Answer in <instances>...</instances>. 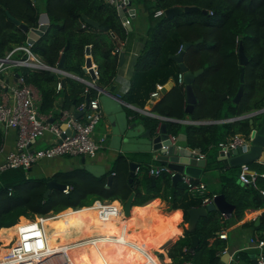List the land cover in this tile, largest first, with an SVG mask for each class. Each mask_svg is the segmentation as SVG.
<instances>
[{"label":"trees","instance_id":"trees-1","mask_svg":"<svg viewBox=\"0 0 264 264\" xmlns=\"http://www.w3.org/2000/svg\"><path fill=\"white\" fill-rule=\"evenodd\" d=\"M136 1L144 4L150 19L144 47L134 62L136 71H146L156 67L165 47L169 48L167 60L177 63L171 55L181 49L180 37L192 42L184 51V64L192 71L202 68V72L195 76L193 81L197 100L190 113L185 111L184 83L177 81L155 102L153 111L178 119L189 114L195 120H216L264 107V0H155L154 5H148L147 0ZM175 5L181 7L193 5L198 9L181 11L172 17H167L164 13L154 16L155 9H165ZM44 10L49 18L48 26L30 46L39 59L55 67L63 55L62 70L84 76L85 47L90 45L92 59L97 65L98 85L111 84L119 60V52L115 51V48L118 43L124 42L129 33L115 6L104 0H44ZM6 11L20 22H24L28 28L36 27L39 23L40 8L33 0H0V57L5 56L17 45L26 44L27 38V29L24 30L14 22ZM82 14L96 20L100 26H108V29L93 27L82 18ZM199 37L202 39L194 43ZM240 42L248 56V61L244 65L242 95L238 101H233L232 97L240 84L241 65L238 58ZM21 56L25 57L26 53L20 49L11 54L13 58ZM10 68L19 72L25 82L33 84L38 89L40 93L38 110L41 112L49 111L59 95H61L62 108H69L73 100L78 106L85 101L86 95L94 97L98 94L95 87L49 68L27 66ZM0 76L4 75L0 74ZM62 76H64L63 83ZM58 82L61 84L60 88H57ZM3 87L0 83V92ZM220 92H226L227 97L221 98L218 95ZM145 120L153 121L151 127L156 128L157 118L146 116ZM166 126L172 134L184 131L188 145L198 146L205 153L210 143H218L227 133L234 134L239 131L247 135L250 131L245 118L224 121L220 124H182L168 119ZM216 129H219L218 135L214 134ZM3 139L4 130L0 127V143ZM208 158L206 168H211L217 160L211 155ZM121 163L125 164L126 161L122 155H119L112 169L114 175L110 183H107L106 174L95 175L83 167L59 170L47 177L32 176L28 173V168L22 166L1 170L0 227L9 226L6 229L0 228V240L3 241V245L8 243L13 234H16L17 225L14 223L21 215L57 213L42 218L45 227L71 211L75 221L81 212L87 217L86 208L82 210L78 207L89 206L96 199L105 198L120 199L124 202L131 191H134L132 204H142L159 196L168 202V208L182 207L184 221L188 219L189 207L202 205L201 196L192 195L182 180L175 184L174 200L170 201L171 177L167 172L156 175L152 182L147 171L148 167L141 165L140 170L135 172L133 179L129 181L128 176L121 171ZM50 178L70 184L72 189L69 193H65L53 188L47 196H44L47 180ZM220 181L221 191L226 200L234 204L232 218L235 220L240 219L248 208L264 207L260 191L251 185H241L237 181V175L221 174ZM70 207L77 209H69L59 214ZM221 216L219 210L211 209L198 219L192 229L184 228L183 234L167 249V255L171 259L169 264H186L187 261L193 264H216L225 247V242L216 237L223 225ZM37 217L39 219V216ZM174 217L176 222L179 219L177 211L174 212ZM256 228L260 230L259 237L264 239V211ZM57 229L58 227L50 232L49 238L58 235ZM192 234L198 236L195 248L190 247ZM62 237L59 244L51 247L59 253L47 260L58 263L66 260L61 252L63 249L67 250L68 257H72L82 240L77 238L70 240L73 238L67 235ZM108 237V234L105 235L101 242V252L103 242ZM94 241H86L87 246L90 248ZM119 247L120 253L130 258L125 263L135 264V259L129 254L126 255V247L124 245ZM4 248H0V255L6 250ZM123 263L122 260L118 261V264Z\"/></svg>","mask_w":264,"mask_h":264},{"label":"crops","instance_id":"crops-1","mask_svg":"<svg viewBox=\"0 0 264 264\" xmlns=\"http://www.w3.org/2000/svg\"><path fill=\"white\" fill-rule=\"evenodd\" d=\"M33 1L37 5L39 4L38 6L40 8V13L46 12L44 10V0ZM154 3L155 0H147L148 5H154ZM130 6L134 9L135 14L131 19L130 24L126 25L129 33L124 42L121 41V43H118V46H120V50L124 48L123 62L122 64H119L118 60V67L116 69L114 80L111 84H99L106 90L113 85L114 91L113 93H108L106 91L103 92L98 90L97 94L99 104L102 109V116L95 125L94 135L96 137L101 134L106 135L104 146L99 149L96 156L93 158L82 155H60L51 158L40 159L28 169V173L30 175L47 177L51 176L53 173L59 170H69L74 167H83L89 169L95 175L106 174L107 183H110L114 175V173L112 174V169L119 155H122L126 161L125 164L121 163L120 165L122 167L121 171L125 175H127L128 178L130 172V161L136 162L137 165H140V168L141 165L149 167L151 165L154 166L164 164L162 163V160L154 158L152 156L153 153L151 152H141L133 146L122 145L119 142L117 132L121 128L128 129L132 127V122H135L134 126L138 128L139 131H141L142 128H151L155 131L159 123L168 119L178 121L182 124H220L224 121L245 118L250 131L252 128L251 125L255 128H259L262 125L261 120L264 114L263 108L252 109L241 115H236L228 118H220L216 120H195L192 119L189 114H186L182 119H178L164 116L153 111L152 107L155 102L173 84L176 83L177 73L182 71L180 70L177 63L169 62L167 60L166 55L168 56V47H165L164 51L161 53L156 67L150 68L146 71H136V69L134 68V62L136 57L144 47L150 19L148 11L146 10L142 2L131 0ZM120 19L122 21L121 16ZM95 28L103 29L100 26ZM87 46H89L90 49L91 46ZM85 56L87 55L85 54ZM95 68H97V65L93 61L91 55L90 64L86 65L85 62L83 64L84 76H79L70 72L69 74L63 73V75L72 76L83 82H93L98 84L96 80L97 76L95 73ZM157 69H159L160 71H156ZM6 75L7 85H15L17 82L15 71L8 67L6 69ZM61 79H64V76H62ZM154 91L158 92V94L155 96L151 94ZM60 103L61 95H59L55 100L54 106L49 111H47L52 114V118L54 120H59L60 118V112L63 109ZM74 104L75 110L79 111L78 106L75 102ZM146 116H151L158 119L155 129L151 127L153 121L147 122L145 120ZM3 130L4 149L11 150L14 148L16 131L11 127H6ZM218 131L219 129H216L214 131V134L218 135ZM235 133L241 132L237 131ZM231 135V133H227L226 136L222 138V140L228 139ZM52 137L53 135L50 132H46L42 136L37 137L32 142V147L45 146L50 142ZM206 154L207 157L205 165L202 167L200 175L196 179L205 183L210 194L213 193L215 195L217 193H222L220 175L228 174L236 176L239 171V165H231L227 158H221L217 143H210L208 145ZM209 155L215 156V159L217 161H214V164L211 168H206V164H208L209 161ZM3 157L4 153L0 155V160H2ZM85 163L86 165H84ZM247 163L259 173H264V150L262 151L258 159L252 160ZM87 166H89V168ZM109 174L112 175L110 181L108 180ZM149 175L151 178L152 174ZM257 184L259 187L264 188L263 175H260L258 177ZM96 200L109 202L112 205H119V203H122L120 199L105 198ZM78 208H82V210L86 208L85 213L87 214V217L84 216V214L80 211L81 214L78 215L75 221H73L72 212L68 211L51 223L53 224L58 219L69 216V218L61 221L57 226L53 227L50 230L51 232L54 228L58 227V235H54L53 237L49 238L51 241H55V244L53 246H56L62 241V235H67L70 238H73L70 240H76V238L77 240L82 239L81 243L78 244L77 248L75 249L76 252L80 246L88 245L86 241H94L96 236L102 232V226L105 223L111 222V219L115 218L116 224L124 223L126 220H128V222L130 223L128 225L130 226L128 228V233L123 230L111 231L110 233H108L109 237L108 239L104 240V246H102L103 251L101 253L103 254V257L96 264H118L119 260L124 261L123 264H126L125 262H128L130 258L129 256H124L120 253L121 249L119 245H124L126 247V255L129 254L133 259H135V264H145L142 261V258L145 256H148L151 261L147 264H169L171 259L167 255V249L170 247L173 241H175L179 236L183 234L184 228H187V221H184L185 219L183 208L180 206L175 208H168V202L164 198H161L159 196L153 197L142 204H131L130 212L127 216L124 215L123 210L116 215H109L107 217L102 216L96 204L81 206ZM69 209L77 208L70 207L59 212V214ZM178 210L180 211L181 215L175 222L174 212ZM263 211L264 207L259 209L248 208L244 211V215L240 219L236 220L232 218V214L230 216H226L223 212H221L222 216L220 220L223 225L217 232L216 237L222 239L225 242V247L224 250L220 253L219 260L223 258L227 261L229 255L233 254L239 259L242 264L254 263V260L256 259V256L258 255L260 250H264V245L261 248L259 246H254V244L250 243L249 239L252 235L259 236L260 230L256 228V226L260 223ZM129 216H131V219L127 218ZM24 218L25 216L21 215L19 219L23 220ZM132 220L134 221V223H131ZM10 227L12 226L10 225ZM0 228L6 229L9 228V226H2ZM221 232L224 233L223 236L220 235ZM105 235L107 236V234ZM210 240H213V238H210ZM2 242L3 241L0 240V245H2ZM156 251H159L161 256H158ZM108 254H111L112 256L106 257V255ZM85 264L93 263L90 260H87Z\"/></svg>","mask_w":264,"mask_h":264},{"label":"built area","instance_id":"built-area-1","mask_svg":"<svg viewBox=\"0 0 264 264\" xmlns=\"http://www.w3.org/2000/svg\"><path fill=\"white\" fill-rule=\"evenodd\" d=\"M115 6L116 9L121 8L124 11L125 18L122 19L123 25H129L134 17V9L128 3V0H104ZM164 13V9H155L154 15L159 16ZM32 43L17 45L9 50L5 56L0 57V83L4 86L0 92V127L14 128L16 138L14 148L11 150L4 149V139L0 143V155L4 153V157L0 160V171L12 167L30 168L35 162L43 158H51L60 155H82L93 158L96 156L100 148L104 146L106 139L105 134L99 136L94 135L96 123L102 116V109L97 96L89 97L88 101H83L78 105V110L82 114L76 116L69 108H63L60 112L59 120H54L49 112H41L38 110V101L40 93L38 89L31 83L25 82L22 76L17 77L15 85L9 86L6 82V69L11 66H27L30 68H45L47 64L42 62L39 57L30 49ZM20 49L26 53L25 57H11L13 51ZM180 50V49H179ZM115 51H120V46H116ZM49 66V65H48ZM64 71V70H63ZM69 74V72L64 71ZM96 76L98 75L95 68ZM177 81L183 83V74L178 72ZM87 85H93V82H85ZM61 84L58 82L57 88ZM96 88V87H95ZM98 90V88H96ZM153 96L158 92L151 93ZM50 132L53 137L50 142L42 147H32V142L37 138ZM176 134H170L173 141ZM249 134L234 133L228 139L221 140L217 143L219 152L225 154L228 150L238 145L246 144ZM196 158L206 157V153L198 146H187ZM140 170V165H136L134 172ZM149 174L158 175L167 172L170 176L175 174V170L167 166L165 163L160 165L149 166L147 168ZM114 172H112L113 174ZM238 181L243 185H251L257 188L260 193L264 194V188L259 187L257 179L264 173H259L253 169L247 162L239 165L237 174ZM181 180L185 183L188 190L194 196H201L202 205L209 203L214 194H210L204 182L194 179V177L181 173ZM72 189L70 184H65L63 192L69 193ZM92 204H96L102 216L116 215L122 212L123 205H112L109 202L95 200ZM54 213L49 212L45 215L35 213L33 216H25L24 220L18 218L16 234L7 244L1 247L6 249L0 257V264H39L43 258L58 254L54 248L48 246V233L43 226L42 218L53 216ZM39 216V219L38 217ZM20 217V216H19ZM13 224V225H14ZM221 236L224 233H220ZM250 243L260 248L264 245V239L257 235H252L249 239ZM62 254L68 259L66 249ZM186 264H193L187 261ZM226 264H242L237 257L230 254ZM252 264H264V250H260L256 256V260Z\"/></svg>","mask_w":264,"mask_h":264},{"label":"water","instance_id":"water-1","mask_svg":"<svg viewBox=\"0 0 264 264\" xmlns=\"http://www.w3.org/2000/svg\"><path fill=\"white\" fill-rule=\"evenodd\" d=\"M128 3L131 4V0H128ZM198 9L197 6L193 5H185V6H170L164 9V14L167 17H172L175 14L181 12V11H191ZM118 14L122 17V19L125 18L124 11L121 8L117 9ZM202 11H206L205 9H202ZM8 16L16 23H18L24 30L27 29V38L26 41L28 43H33L43 32L46 30L49 18L46 12H41L39 14V24L36 27H30L24 23L20 22L17 18L12 16L8 11H6ZM82 18L89 23L90 25L94 27H99V23L86 16L85 14H82ZM103 29H107L108 26H100ZM182 41V47L181 49L175 53L172 54L171 57L178 63V66L183 74V83H184V90H185V111L191 112L193 110L194 103L197 100V97L195 95L194 89H193V81L195 79V76H197L199 73L202 72V68H198L196 70H189L188 67L183 62V54L184 51L188 48V46L192 43L190 41H186L183 37H180ZM202 37H199L194 41V43L201 40ZM85 64H90V49L89 46L86 45L85 47ZM64 56L62 55L60 58V61L57 66L52 67L46 65L45 68H49L61 73H64L62 70V62H63ZM238 58L239 63L241 65L240 70V84L238 86V89L234 96L232 97L233 101H238L242 95L243 92V81H244V65L248 61V56L245 54L241 42L238 46ZM124 59V48H122L119 52V64H122ZM15 76H19V72H15ZM61 82H64V79H61ZM93 85L98 88L100 91H106L113 93L114 86H110L107 90L96 83H93ZM218 95L221 98L226 97V92H220ZM89 96L86 95V101H88ZM75 101H73L69 107V110L73 112L74 115L79 116L82 114V111H76L75 110ZM264 109V107H263ZM262 125L259 128H255L251 125V131L248 137L247 143L244 145H238L235 148H232L228 150L225 154L220 152L221 158H227L229 163L231 165H240L244 162H250L252 160H256L260 157L262 151L264 150V114L262 117ZM135 122L131 123L130 128L128 129H120L117 132V137L119 138V142L122 145L127 146H133L136 149H138L141 152H151L153 153L152 156L156 159L162 160L167 166L175 170V174L171 176V186H170V194L169 199L170 201L174 200V191H175V184L181 180V173L187 174L189 176H192L194 178H197L200 175L202 167L205 165L206 157L202 158H196L194 154L190 152L188 149V142L186 140V133L181 131L176 134L175 139L172 141L170 138V133L166 126V120L162 121L158 124L156 130H152L151 128H142L141 131H139L138 128L135 126ZM137 163L134 161L129 162L130 166V172H129V178L128 180L131 181L134 176V168L136 167ZM112 178V175H108V180ZM155 175H151L152 182L154 181ZM64 183L57 181L55 178H50L47 180V188L44 191V196H47L51 189L56 188L62 190L64 188ZM134 196V192L131 191L125 201L122 203L123 205V213L125 216H127L130 212V205L132 204V199ZM262 200L264 201V194L262 195ZM234 207V204L227 201L223 193H217L213 196V199L205 204L200 206H192L187 209L188 212V219H187V228L191 229L196 225V222L198 219L205 215L207 211L211 209H218L220 212H223L226 216H230L232 214V209ZM198 242V236L196 234L191 235V242L190 247L195 248L196 244ZM227 255V254H225ZM256 260V259H255ZM254 260V262H255ZM217 264H226V260L223 258L220 259Z\"/></svg>","mask_w":264,"mask_h":264},{"label":"bare ground","instance_id":"bare-ground-1","mask_svg":"<svg viewBox=\"0 0 264 264\" xmlns=\"http://www.w3.org/2000/svg\"><path fill=\"white\" fill-rule=\"evenodd\" d=\"M69 218V216H65L62 217L61 219H58L57 221H55L53 224L46 226L45 229L48 233V246L52 247L55 244V241H51L49 239V232L50 230L57 226L61 221L65 220ZM128 219H131V216L127 217ZM131 223H134V221L132 220ZM129 222L128 220H126L124 223L121 224H116V219L113 218L111 222L109 223H105L102 226V232L99 233L96 236L95 241L93 242V244L90 246V249L88 246L86 245H82L80 246L77 251L75 252V254H73L72 257L69 258V262L70 264H82L83 261L85 260H90L93 264H96L98 261H100V259L103 257V254L101 253V242L104 239V235L110 233L111 231H118V230H123L125 232L128 233V228H129ZM2 255H0L1 257ZM111 254L106 255V257H111ZM41 262L39 264H68V259L64 260L63 262H52L49 260H44L43 258H41ZM142 261L147 264L150 261V258L148 256H145L142 258Z\"/></svg>","mask_w":264,"mask_h":264},{"label":"rangeland","instance_id":"rangeland-1","mask_svg":"<svg viewBox=\"0 0 264 264\" xmlns=\"http://www.w3.org/2000/svg\"><path fill=\"white\" fill-rule=\"evenodd\" d=\"M38 5H39V4H38ZM84 165H86V163H85ZM87 167L89 168V166H87ZM121 201H122V200H121ZM122 202H123V201H122ZM129 224H130V223H129ZM129 227H130V226H129ZM0 248H2L1 245H0ZM71 250H72V249L70 248L69 251H71ZM156 253H157L158 256H161V254H160L159 251H156Z\"/></svg>","mask_w":264,"mask_h":264},{"label":"clouds","instance_id":"clouds-1","mask_svg":"<svg viewBox=\"0 0 264 264\" xmlns=\"http://www.w3.org/2000/svg\"><path fill=\"white\" fill-rule=\"evenodd\" d=\"M181 215L180 211H177V217L179 218V216Z\"/></svg>","mask_w":264,"mask_h":264}]
</instances>
